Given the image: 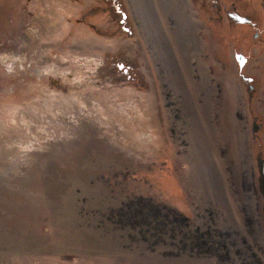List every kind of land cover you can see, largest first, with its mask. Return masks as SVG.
I'll use <instances>...</instances> for the list:
<instances>
[{
  "label": "rangeland",
  "instance_id": "obj_1",
  "mask_svg": "<svg viewBox=\"0 0 264 264\" xmlns=\"http://www.w3.org/2000/svg\"><path fill=\"white\" fill-rule=\"evenodd\" d=\"M0 0V264H264V12Z\"/></svg>",
  "mask_w": 264,
  "mask_h": 264
},
{
  "label": "flooded vegetation",
  "instance_id": "obj_2",
  "mask_svg": "<svg viewBox=\"0 0 264 264\" xmlns=\"http://www.w3.org/2000/svg\"><path fill=\"white\" fill-rule=\"evenodd\" d=\"M204 1H206V3H210L211 5L216 6V8L214 9L216 13L217 12L219 13L220 10H223L225 12L226 18L235 19L241 22L249 23L248 22L249 19L247 17H243L234 12L232 13L231 9L233 7L226 6L225 0H204ZM260 8L264 12V0H261Z\"/></svg>",
  "mask_w": 264,
  "mask_h": 264
},
{
  "label": "water",
  "instance_id": "obj_3",
  "mask_svg": "<svg viewBox=\"0 0 264 264\" xmlns=\"http://www.w3.org/2000/svg\"><path fill=\"white\" fill-rule=\"evenodd\" d=\"M259 173H260V178H259V183L261 190L264 192V159H259Z\"/></svg>",
  "mask_w": 264,
  "mask_h": 264
}]
</instances>
